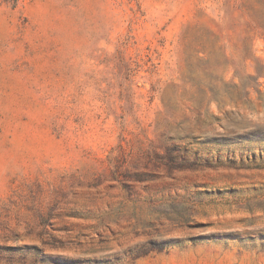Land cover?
I'll return each mask as SVG.
<instances>
[{
  "label": "rangeland",
  "instance_id": "rangeland-1",
  "mask_svg": "<svg viewBox=\"0 0 264 264\" xmlns=\"http://www.w3.org/2000/svg\"><path fill=\"white\" fill-rule=\"evenodd\" d=\"M0 264H264V0H0Z\"/></svg>",
  "mask_w": 264,
  "mask_h": 264
}]
</instances>
